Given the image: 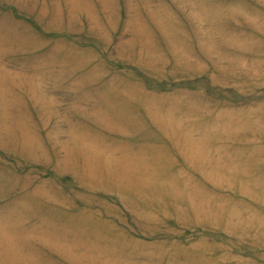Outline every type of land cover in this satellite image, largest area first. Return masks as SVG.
Instances as JSON below:
<instances>
[{
	"label": "rangeland",
	"instance_id": "374dc122",
	"mask_svg": "<svg viewBox=\"0 0 264 264\" xmlns=\"http://www.w3.org/2000/svg\"><path fill=\"white\" fill-rule=\"evenodd\" d=\"M0 264H264V0H0Z\"/></svg>",
	"mask_w": 264,
	"mask_h": 264
}]
</instances>
